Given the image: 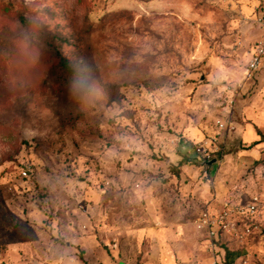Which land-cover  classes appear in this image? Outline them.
Returning a JSON list of instances; mask_svg holds the SVG:
<instances>
[{"label": "rangeland", "instance_id": "rangeland-1", "mask_svg": "<svg viewBox=\"0 0 264 264\" xmlns=\"http://www.w3.org/2000/svg\"><path fill=\"white\" fill-rule=\"evenodd\" d=\"M254 4L0 0V263L81 217L129 264L210 262L199 214L264 193V149L239 158L264 142ZM261 225L231 264H264Z\"/></svg>", "mask_w": 264, "mask_h": 264}, {"label": "crops", "instance_id": "crops-1", "mask_svg": "<svg viewBox=\"0 0 264 264\" xmlns=\"http://www.w3.org/2000/svg\"><path fill=\"white\" fill-rule=\"evenodd\" d=\"M255 3V6L258 8L261 7L260 16L264 17V0H255ZM263 37L264 29L260 40H262ZM260 70L261 73H264V65ZM190 136H196V134L191 133ZM263 149L264 142L260 143L251 154L246 153L239 156V158L242 157V174L246 167H249L252 164H255V161H258L257 157ZM259 194L264 195V193ZM222 203L223 202L217 205L210 204L208 205V208L218 210ZM80 205L82 208L86 209L83 204ZM81 218L64 220L65 222L60 229H57V223L53 222L54 231L51 232L49 238L43 236L45 243L49 244L46 251L43 249L41 250V245H39L40 242L36 244L39 245L38 247L30 242L13 243L8 247V251L3 261H5V264H129V262H125V260L122 259L119 249L101 248V243L109 240L107 238L105 240L101 235L94 233L91 230L84 231ZM258 222L260 224L264 222V215L258 219ZM57 231H60L61 233L59 236L64 238V240H61V242L64 243V246L62 247L59 243L54 241L55 239H58L56 236ZM255 239H257V236L251 238L245 246H242V248H248L250 243L255 241ZM206 244V253L211 262V254L208 252ZM210 262L208 264H210Z\"/></svg>", "mask_w": 264, "mask_h": 264}, {"label": "built area", "instance_id": "built-area-1", "mask_svg": "<svg viewBox=\"0 0 264 264\" xmlns=\"http://www.w3.org/2000/svg\"><path fill=\"white\" fill-rule=\"evenodd\" d=\"M260 26L264 29V17L259 19ZM264 65V37L253 48L245 68V78L259 71ZM198 153L202 149L197 147ZM204 152H206L204 150ZM206 159L210 155L206 154ZM22 175L27 177V173ZM264 215V195L255 192L249 197L238 201H224L218 210L206 208L202 211L194 223L195 229L206 240L207 250L211 254L210 264H224V256L227 249H236L245 246L249 240L261 231L258 219ZM86 230V227H83ZM116 245L113 244L112 248ZM243 264H248L244 261Z\"/></svg>", "mask_w": 264, "mask_h": 264}, {"label": "clouds", "instance_id": "clouds-1", "mask_svg": "<svg viewBox=\"0 0 264 264\" xmlns=\"http://www.w3.org/2000/svg\"><path fill=\"white\" fill-rule=\"evenodd\" d=\"M79 65H80V60L77 59V60L69 61L67 67L70 68V69H72V70H77L78 67H79ZM77 86H78V85H77V82H75V81H70V83H69V85H68V91H69V93L74 92V91L77 89ZM92 87H93L92 84H88V85H86V86H81V89H82V91H88V90H90Z\"/></svg>", "mask_w": 264, "mask_h": 264}, {"label": "trees", "instance_id": "trees-1", "mask_svg": "<svg viewBox=\"0 0 264 264\" xmlns=\"http://www.w3.org/2000/svg\"><path fill=\"white\" fill-rule=\"evenodd\" d=\"M64 67H65V64H64ZM100 199H101V197H100ZM261 227H262V225H261ZM259 235L260 234L257 235V238L259 237ZM230 258H231L230 257V253L225 254V256H224V264H230V263H232ZM0 264H3V263H0Z\"/></svg>", "mask_w": 264, "mask_h": 264}, {"label": "water", "instance_id": "water-1", "mask_svg": "<svg viewBox=\"0 0 264 264\" xmlns=\"http://www.w3.org/2000/svg\"><path fill=\"white\" fill-rule=\"evenodd\" d=\"M216 163H217V160L214 159V160L203 162L201 165H203V166H212V165H214Z\"/></svg>", "mask_w": 264, "mask_h": 264}]
</instances>
